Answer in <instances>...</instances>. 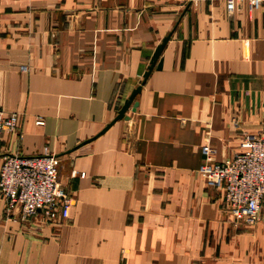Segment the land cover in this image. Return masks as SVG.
Returning <instances> with one entry per match:
<instances>
[{"label":"crops","instance_id":"0c3cea01","mask_svg":"<svg viewBox=\"0 0 264 264\" xmlns=\"http://www.w3.org/2000/svg\"><path fill=\"white\" fill-rule=\"evenodd\" d=\"M263 21L243 1L0 0V108L20 114L0 163L46 148L73 196L55 222L0 195V264H264V206L235 223L198 171L205 142L220 162L264 130Z\"/></svg>","mask_w":264,"mask_h":264},{"label":"built area","instance_id":"2783aa9c","mask_svg":"<svg viewBox=\"0 0 264 264\" xmlns=\"http://www.w3.org/2000/svg\"><path fill=\"white\" fill-rule=\"evenodd\" d=\"M228 11L245 2L249 12L264 7V0H225ZM264 26V21H263ZM20 114L0 108V133L15 130ZM36 123H43L38 117ZM198 171L208 184L223 191L224 201L235 223H255L264 206V130L245 133L240 149L215 161V148L205 142ZM57 158L45 148L40 154L22 155L6 152L0 163V195L8 213L16 210L20 218L40 211L55 222L68 216L73 196L58 179Z\"/></svg>","mask_w":264,"mask_h":264},{"label":"water","instance_id":"95a60500","mask_svg":"<svg viewBox=\"0 0 264 264\" xmlns=\"http://www.w3.org/2000/svg\"><path fill=\"white\" fill-rule=\"evenodd\" d=\"M169 35H166L162 38V41L155 47L152 56L150 58L149 64L147 66V69L144 71L143 73V79L146 78V76L148 75L149 71L151 70V68L155 65L157 68H159L161 66L162 63V59L159 57V54L162 50L163 45L165 44V42L167 41ZM159 57V58H158ZM156 63V64H155ZM141 84H138L132 91L131 93L128 95V97L124 100L123 104L120 106V108L117 110L116 115L113 117V119L108 122L101 130L100 132H102L104 129H106L111 123H113L115 120L117 119H128V115L126 114V111L128 109L130 110H135L136 107V100L134 99L135 95L140 91L141 88ZM126 130L128 135L130 136V138L132 139V136L129 132V126L128 124H126Z\"/></svg>","mask_w":264,"mask_h":264},{"label":"rangeland","instance_id":"374dc122","mask_svg":"<svg viewBox=\"0 0 264 264\" xmlns=\"http://www.w3.org/2000/svg\"><path fill=\"white\" fill-rule=\"evenodd\" d=\"M57 168H58V162H57ZM59 176V175H58ZM58 179H59V177H58Z\"/></svg>","mask_w":264,"mask_h":264}]
</instances>
